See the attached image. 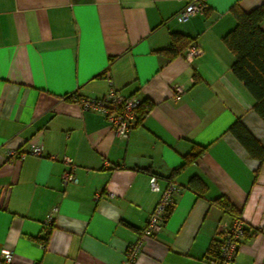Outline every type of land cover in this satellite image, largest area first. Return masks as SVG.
Masks as SVG:
<instances>
[{
  "label": "crops",
  "instance_id": "crops-1",
  "mask_svg": "<svg viewBox=\"0 0 264 264\" xmlns=\"http://www.w3.org/2000/svg\"><path fill=\"white\" fill-rule=\"evenodd\" d=\"M190 1L0 0V254L12 252L10 264H207L234 220L220 199L245 230L232 264H264V159L230 130L239 123L264 151V120L223 42L232 8L264 0H203L207 11L182 22ZM173 40L177 55L158 53ZM192 42L202 53L187 63ZM108 78L150 106L127 141L77 104L105 95ZM34 146L41 156H8ZM69 169L76 182L64 185ZM152 175L179 192L128 260L161 198Z\"/></svg>",
  "mask_w": 264,
  "mask_h": 264
},
{
  "label": "built area",
  "instance_id": "built-area-1",
  "mask_svg": "<svg viewBox=\"0 0 264 264\" xmlns=\"http://www.w3.org/2000/svg\"><path fill=\"white\" fill-rule=\"evenodd\" d=\"M205 9L206 6L202 0H191L179 12V18L182 22H186L195 15L204 13ZM201 53L199 47L195 43H192L183 52V58L187 63H190ZM108 83L109 90L101 98H78L77 104L84 111H90L103 116L115 135L122 141H127L138 119V108L144 101V98L137 95L126 97L112 87V82L109 78ZM173 92L175 95L181 93L182 88L174 86ZM41 153V148L34 146L27 153L18 154L15 151H9L8 156L22 159L26 154L41 156ZM64 162L66 165H72V161L68 158H65ZM61 181L64 185L76 182L73 171L71 169L64 171L61 175ZM148 184L151 192H161V198L149 215L139 239L128 247V260L135 258L142 239L152 236L159 231L165 215L173 208L175 196L179 192L177 185L171 182L162 190L158 178L153 175L150 176ZM109 196L113 197L112 194ZM55 212L56 209L46 215L45 225H51ZM219 233L218 239L211 246V256L208 258L207 264H232L238 250L239 241L245 235L243 222L240 219H234L231 224L222 226ZM12 257L13 254L9 250H1L0 259L5 264H10Z\"/></svg>",
  "mask_w": 264,
  "mask_h": 264
},
{
  "label": "trees",
  "instance_id": "trees-1",
  "mask_svg": "<svg viewBox=\"0 0 264 264\" xmlns=\"http://www.w3.org/2000/svg\"><path fill=\"white\" fill-rule=\"evenodd\" d=\"M231 12L236 20V26L223 38L224 44L233 55V63L230 67L231 73L244 84L252 95L255 101L252 109L264 120V29L261 28L262 23H264V2L249 12H244L237 7H233ZM176 37L179 36L174 38L176 39ZM175 43L176 41L173 40L169 49L158 51V53L174 57L178 54ZM149 109L150 106L146 105L144 100L138 108L137 121ZM230 130L247 149L250 156L259 161L264 159V151L261 150L260 146L242 125L236 123ZM218 204L230 212L234 219H239L236 211L230 205L228 206L224 200L220 199ZM171 211L172 208L165 215L164 220Z\"/></svg>",
  "mask_w": 264,
  "mask_h": 264
}]
</instances>
